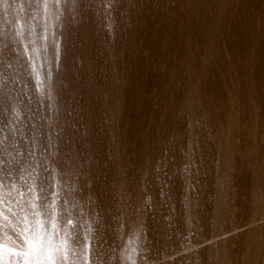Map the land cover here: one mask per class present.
<instances>
[{
  "label": "rangeland",
  "instance_id": "374dc122",
  "mask_svg": "<svg viewBox=\"0 0 264 264\" xmlns=\"http://www.w3.org/2000/svg\"><path fill=\"white\" fill-rule=\"evenodd\" d=\"M53 12L0 3L5 181L49 183L55 169L60 203L95 229L96 264H122L134 236L136 264H264V0H78ZM21 27L46 48L43 95L10 35ZM10 206L23 215L6 202L10 219ZM3 238L12 248L11 229Z\"/></svg>",
  "mask_w": 264,
  "mask_h": 264
},
{
  "label": "snow or ice",
  "instance_id": "6c2138e0",
  "mask_svg": "<svg viewBox=\"0 0 264 264\" xmlns=\"http://www.w3.org/2000/svg\"><path fill=\"white\" fill-rule=\"evenodd\" d=\"M28 2L30 4L34 2L45 10L50 5L53 6L54 12L51 14L59 18L62 15L61 5L67 6L71 3L75 6L78 0H28ZM0 3H4V0H0ZM31 31L34 35V29ZM10 35L14 44L24 46L23 55L31 53L29 58L32 61V72L35 74L37 90L43 95L45 81L40 79L36 61L40 59L41 51L46 52V48L42 45L38 47L35 39H28L25 43V32L22 27ZM5 39L3 32L0 31V55H3L4 49L8 47L3 43ZM42 39L46 40L47 36ZM10 50L16 51L15 48ZM46 79H51L50 73ZM49 98H51L50 91ZM49 147L52 145L50 144ZM2 172L3 167L0 162V173ZM8 175L11 173L9 172ZM56 175V170L53 169V176L49 183L41 180L39 184H36L33 180V183L26 184L24 188H21L15 181L7 183L3 175H0V264H96L93 258L95 256L96 238L93 235L95 229L89 221L84 220L81 223L73 217L72 212L69 211L67 199L63 204L60 203L61 193L58 190L60 184L56 181ZM6 202L13 206L19 205L23 215L17 217V213L10 206L7 212L12 217H17L14 220L10 219L8 215H5ZM79 216H84L83 211L79 213ZM5 228L11 229L15 240L23 241V247L17 245L15 240L12 248L5 247L3 238ZM137 239L138 237L135 236L129 238L124 246L121 253L122 264H136L134 254L137 249ZM16 247H20V250L16 251Z\"/></svg>",
  "mask_w": 264,
  "mask_h": 264
},
{
  "label": "bare ground",
  "instance_id": "6f19581e",
  "mask_svg": "<svg viewBox=\"0 0 264 264\" xmlns=\"http://www.w3.org/2000/svg\"><path fill=\"white\" fill-rule=\"evenodd\" d=\"M203 117V116H202Z\"/></svg>",
  "mask_w": 264,
  "mask_h": 264
}]
</instances>
